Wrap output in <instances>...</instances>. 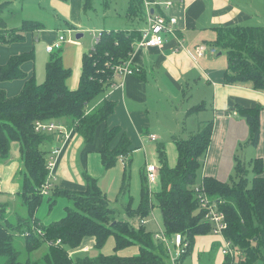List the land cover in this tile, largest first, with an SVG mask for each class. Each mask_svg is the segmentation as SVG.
I'll return each mask as SVG.
<instances>
[{"label": "trees", "instance_id": "1", "mask_svg": "<svg viewBox=\"0 0 264 264\" xmlns=\"http://www.w3.org/2000/svg\"><path fill=\"white\" fill-rule=\"evenodd\" d=\"M134 3V2H133ZM134 5V4H133ZM132 5V7H133ZM0 5V43L8 44L24 41L25 35L42 28V24L32 20L25 21L20 27L8 28L3 19ZM135 11V10H133ZM218 37L214 44L225 50L229 61L225 72L227 84L250 83L255 90L264 92V28L261 26H228L218 28ZM100 40L84 56L83 72L78 88L71 90L67 79L72 70L64 66L62 54L52 53L46 66V78L43 83L36 80L35 74L29 75L22 67L24 63L35 60L34 50L11 56L0 63V84L7 81H24L22 88L15 95H9L0 87V162L11 158L13 142L20 144L23 170L21 174L20 195L27 216H20L16 221L9 218L8 204L0 203V264H166L167 248L156 239L155 233L148 231L142 222L134 226L127 220H115L110 216L114 209L110 206L107 194L100 189L97 179L85 174L87 186L84 191L58 190L53 188L51 205L55 197L66 195L73 200L64 218L53 221L50 225L38 222L35 214L43 201L42 186L46 183L48 152L41 145L54 139L53 133H43L35 129L36 121L66 119L69 128L76 129L85 137L88 144L97 138L99 126L115 111V102L109 99L89 108V104L103 94L109 87L108 78L111 65L128 60L134 51L132 44L141 38L138 31H106ZM115 81V79H114ZM202 103L192 109L200 111ZM241 115L246 117L251 131L250 142L257 146L260 140V106L241 108ZM213 121H203L198 130L188 139L175 136L179 150L176 167L167 162L166 150L159 145L161 162L159 176L160 189L151 194L146 177H143L141 200L138 208L130 210L131 215L140 219L149 216L154 206L161 210L164 233L172 238L178 232L189 242V255L192 243L197 235L211 232V225L205 221L195 198L194 186L199 182V172L204 165L206 153L213 135ZM119 142H112L120 136ZM102 163L106 168L114 166L121 155L133 152L128 135L120 126H106L102 133ZM131 164V163H130ZM253 177L250 178V169ZM264 160L254 159L249 166L241 160L235 166L236 177L231 182L206 176L204 182L210 197L221 201L220 209L227 217L226 236L243 253L245 260L241 264H254L264 258ZM120 192L125 194L130 189L131 177L125 169ZM42 224L44 235L35 232L34 226ZM28 232V235H24ZM115 235L116 251L137 244L140 252L136 256L98 254L97 256H71V250L79 248L85 238L94 237L96 249H101L108 238ZM24 237L25 249L29 254L36 252L50 241L46 252L37 259L21 260V253L16 247V237ZM61 244H56L58 240ZM182 258V259H183ZM243 260V259H242ZM227 263V262H226Z\"/></svg>", "mask_w": 264, "mask_h": 264}, {"label": "crops", "instance_id": "2", "mask_svg": "<svg viewBox=\"0 0 264 264\" xmlns=\"http://www.w3.org/2000/svg\"><path fill=\"white\" fill-rule=\"evenodd\" d=\"M90 1L91 0L87 1V5H89ZM4 2L8 3L4 6L5 9L3 8L2 10L4 15L5 12L10 13L8 17L15 14L13 10H15L16 7H12L14 5H10L11 2L9 0ZM4 2H0V5ZM53 4V10H56V12L59 11L60 16L64 19V23H66L69 29H75L76 26H80L81 31L85 30L84 27L88 25V23H86L83 17V0L57 1ZM152 11L167 16L172 14L177 17L178 24L176 34L178 38L172 36L163 46L144 49L134 48L132 44L133 50L135 51L132 53V64L135 66L136 72L123 77L121 85L112 90L107 89L103 94L94 99L98 100L97 102H93V100L89 104V108L93 109L106 98L114 101L116 107L114 113L107 118V122L98 127L96 133L97 138L93 143L88 144L85 137L76 129L71 131L68 136L69 138L64 142L62 137L55 134L53 135L54 139L48 141L50 145L52 144L48 150V158L53 149L62 147V152L55 163L56 182L54 187L58 190H69L73 192L84 191L87 186V180L85 179V174H87L97 179L100 189L107 194L110 200L111 192L119 187L122 181L121 179L124 178L122 177L124 170L117 165V161L123 160L125 162L129 160L128 162L130 164L133 160V155L143 151L145 166L142 170V176L144 175V177H146L147 163H155L158 166V179L152 187L149 186L147 180L149 190L151 194H153L160 189L161 185L159 176L161 166L159 145L162 144L163 148L166 150L169 166L176 167L179 150L175 142V136L188 139L189 136L193 134L192 132L197 131V127L199 128L203 121H213L214 126L211 143L205 156V162L198 174L200 177L199 182L204 180L206 176L219 178L225 181L222 179L225 152H227L228 160L232 162V167H230V169H235L238 160H241L247 166H249L250 162L254 159L261 158L264 160V92L253 89L250 83L227 84L225 82V72L229 64L228 58V62H222L218 61L219 59H214V54L209 51L201 57H198L196 52V46L200 45V43H204L209 47H216L214 42L218 37V28H225L228 26H261L264 28V0H184L182 4L178 2L171 7V9L157 6L153 8L151 12ZM146 15L147 9L144 7L143 2L139 0H129L126 14L124 15L126 22L128 23L130 21L128 25L115 29H101L100 31L97 27L88 28V30H92L93 35H97V37L100 36L104 30L138 31V33H140V30L146 26ZM53 17L54 18L49 20L48 25L46 23L44 24L43 21L30 19L42 24V28L28 32L25 35L24 41H16L8 44L0 43V63L3 64L11 56L21 52H29L33 49L35 60L24 63L22 67L29 75L34 73L37 80L39 78V73L36 67V41H43L44 44H42V42L39 44L41 49V56L39 57L40 67L41 69L43 68L40 77L41 80L44 77L46 78V64L50 59L49 57L52 55L51 52L46 50V46L56 41L58 36L62 34L60 32L61 28L58 27L60 18H56V16ZM4 19L7 25V17ZM30 20L24 19L21 24ZM8 28H10L9 25ZM78 34L81 35V38L83 37V33ZM67 39H69V41L65 42L59 51L62 54L64 66L72 70L71 76L67 79V84L71 90H74L80 85V78L84 66V56L96 45V41L95 44L87 50L85 49L84 43L79 41L80 38L75 40L67 37ZM137 40L138 39L135 41ZM178 41L182 43V46L179 45ZM216 48L218 51L220 50L218 47ZM224 51L225 50H220L217 56L223 55ZM196 78L203 80L201 88L207 87L210 88L207 90H212V107L209 106L206 100L207 97L204 96L205 98L201 97L199 101L201 103L197 105L204 103L205 108L197 112L192 111V109L197 106L195 104L194 90V80ZM37 81L43 83L42 81ZM23 83L24 81L17 79L15 81L3 82L0 84V87H4L9 95H15L20 91ZM163 87H165V91H162ZM187 87L194 90V95L189 99L188 107L184 111L186 120L181 121L174 117L175 121L173 122V126L172 124L165 126L161 123H155L151 118V97L156 95V93H177L186 98ZM259 106L261 134L257 146H254L250 142V125L246 117L241 115L240 109L256 108ZM208 108H211L210 111H208ZM166 114H169V112H166ZM170 114L178 115V112L174 109L170 111ZM196 114L198 116H196ZM61 122L67 124L66 119L61 120ZM106 126H120L122 131L129 137L131 143L130 147L134 149L130 155L125 156L126 158L121 155L115 162L116 164L110 168H106L102 163V154L100 152L103 144L102 133ZM153 136H155V138H153ZM120 137L121 135L112 142V145L118 144ZM13 145L16 144L12 143L11 158L5 162H0V193L2 194L3 192L6 193L10 191L11 196H18L20 195L21 182L18 184L17 181H19L21 177L22 173L20 172H22L24 166L22 163L20 144L19 149L13 147ZM241 148L248 150L246 156L242 158L239 155V149ZM7 172H9V174H7ZM6 174L8 178H6ZM110 189H112L111 192ZM51 193H53V189L50 191V194ZM63 196L66 195L57 197ZM19 198H21V209L25 212V215L21 216H27L28 209H26L24 205L22 195L19 196ZM65 199L71 200L67 196ZM125 199V205L127 206L126 211L131 215L132 212H130V210L138 208L140 202L137 205L132 204L133 199L130 189L125 193ZM43 201L35 214V218L38 219V222L44 225H50L53 221L64 218L62 217L63 215L54 217L52 213V206L54 203H57L56 197L55 202L51 206L52 199L49 198L48 204L50 210L47 216H43V214L40 213V207ZM65 207L64 216L67 214L69 206ZM155 207L156 206L153 207L151 212L159 227V230L155 231L156 235V232L163 230L164 226L161 210L158 211L157 216ZM140 222H142L144 226H147L152 221L151 219L143 218L142 220L140 219ZM222 240L223 237L221 235H216L212 233V231L204 235H197L192 243V249L189 255L185 258L182 257L183 259L181 258V264H226V259L221 252ZM94 244V237L85 238L83 244L79 248L70 251L71 256L75 258V255L80 252L85 256L89 255L93 257ZM45 245L48 247L49 244L46 243Z\"/></svg>", "mask_w": 264, "mask_h": 264}, {"label": "rangeland", "instance_id": "3", "mask_svg": "<svg viewBox=\"0 0 264 264\" xmlns=\"http://www.w3.org/2000/svg\"><path fill=\"white\" fill-rule=\"evenodd\" d=\"M4 1H8V0H0V2H4ZM11 3L10 5H14L12 7H16L15 10V14H12V16L8 15L10 14L9 12H5L2 14L3 19L5 17H7L8 21H7V25H9V27H16V26H21V22L24 19H32V20H36V21H43L44 24L46 23L48 25V22L50 19L54 18L53 16H56V18H60V20L58 21V27L61 28L60 32L65 34L67 37L71 38V39H75L77 40L78 37H76V35L78 33H83V37L79 39L80 42H83L85 45V49H90L94 44L95 41L97 39V35H93L92 30H88V28H93V27H97L99 29V31L101 29H106V28H117V27H121V26H125L128 25V23L130 22H126V18L124 17V15L126 14V8L128 5V1L129 0H91L89 2V5H87V1L88 0H83V17L86 21V23H88V25H86L84 28L85 30L81 31L80 26H76L75 29H69L66 25V23H64V19L60 16L59 11L56 12V10H53L52 7H54V2L57 1H70V0H9ZM91 3V5H90ZM7 2L2 3L1 5H7ZM5 9V8H4ZM53 14V15H52ZM5 20V19H4ZM70 30V32H69ZM40 42L43 43V41H36V53H37V60H36V67L38 69V73H39V78L37 80L44 82L45 77L41 80V70H43V68L41 69L40 67V56H41V49H40ZM45 48V45H44ZM220 52L217 51L214 54V59H219L218 61H227V53L226 51L223 52V55H219L217 56V54ZM50 56V55H49ZM50 58V57H49ZM201 83H203V80L200 78H196L194 80V90H195V104H199L201 102L200 99L201 97H207L206 100L209 104V106L212 107V90H207L210 88H205L202 87L201 88ZM165 87L162 88V91H165ZM194 90L191 89L190 87L186 88V98L183 97L181 94H175V93H160L156 95H153L151 97V102H150V108H151V118L152 120L157 123V124H164L166 125H171L173 126V122L175 121L174 117L180 119L181 121H185L186 120V116L184 115V111L185 109L188 107V101L189 99L192 97V95H194ZM204 97V98H205ZM209 98V99H208ZM98 100H94L93 102H97ZM93 104V103H92ZM176 110V112H178V115H172L170 114V111L172 110ZM211 108H208V111H210ZM166 112H169V114H166ZM205 115V114H203ZM207 115V114H206ZM210 115V114H209ZM196 116H198L196 114ZM198 130V127H197ZM192 133H195L192 132ZM16 145H13V147H16L17 149H19V143L17 142H13ZM52 146V144L50 145V143H46L41 145V148L44 151H47L49 154V149ZM248 150H244V148L239 149V155L240 157H244L246 156ZM227 152H225V162L223 164L222 167V173H223V180L227 181V182H231V179L233 177H236L235 174V169L232 168L230 169V167H232V162L231 160H228L227 158ZM47 154V156H48ZM131 159V158H130ZM153 160V159H152ZM129 161V160H128ZM127 160L124 162L123 160H118L117 161V165H119L120 167H122V169L125 171V169L129 170V173L131 175V184H130V191H131V196H132V204L137 205L140 202L141 199V186H142V170L143 167L145 166V156H144V152H138L135 153L133 155V160L131 161V165L129 164ZM116 165V166H117ZM115 166V167H116ZM121 169V168H120ZM250 169V167H249ZM123 171V173H124ZM21 173V172H20ZM122 173V171H121ZM7 174H9V172H7ZM6 174V178H8V175ZM250 178L253 177V174L251 172L250 169ZM56 177V175H55ZM123 177V176H122ZM121 184H119V187L116 188L115 191L111 192L112 189H110L111 192V196H110V206L113 207L114 209V213L110 216V220L113 218H115V220H127L129 222H131L134 226H138L139 222H140V218L138 215H130L127 211H126V199H125V194L121 193V185L123 182V179H121ZM21 177L19 179V181H17L18 184H20L21 182ZM56 181H54L55 184ZM104 183V182H103ZM105 184V183H104ZM13 186V185H12ZM104 186V185H103ZM112 187H113V183H112ZM115 189V187H114ZM5 191V190H4ZM9 192V193H8ZM8 192H3L2 194L0 193V203H4V204H8V209H9V218L13 221H16L21 215H25V212L21 209V198H19V196H11L10 195V191ZM53 196V194H49V196H44V201L43 204L41 205V209H40V213L43 214V216H47L49 213V204H48V200L49 198ZM57 198V203L53 204V211L52 213L54 214V217H59L60 215H63L62 217H64L65 214V206H70L72 207L73 205V200L71 202V200H67L65 199L66 196L63 197H56ZM51 206V204H50ZM135 207V206H133ZM46 209V210H45ZM22 211V212H21ZM158 211H160V209L158 208V206L155 207V213L158 216ZM62 212V214H61ZM147 219H151L152 222L149 223V225L146 226L147 230L152 231L155 233V231L159 230V227L155 221V219L153 218V214L152 212H150L149 216L146 217ZM159 218V217H158ZM47 221V220H46ZM161 221V220H160ZM162 222V221H161ZM16 247L18 249V251H20V255H21V260H25L27 258H31V259H37L40 258L47 249L46 245H43L40 249L36 250V252L29 254L28 251H26L25 249V241H24V237H20L17 236L16 240ZM115 246V235L112 234L106 244L101 248V249H96L93 248V256H97L98 254L102 253V254H115L117 253L119 256H136L139 254V248L137 246V244L126 247L121 249V251H116V249H114ZM79 256H85L82 253L79 252V254L75 255V258L79 257ZM89 256V255H86ZM91 257V256H89ZM239 259V264H241L242 261L245 260V257L243 255V253L240 251V256L238 257ZM243 259V260H242ZM254 264H264V258L263 259H259L257 260Z\"/></svg>", "mask_w": 264, "mask_h": 264}, {"label": "built area", "instance_id": "4", "mask_svg": "<svg viewBox=\"0 0 264 264\" xmlns=\"http://www.w3.org/2000/svg\"><path fill=\"white\" fill-rule=\"evenodd\" d=\"M144 3V7L147 9L146 15V26L140 30L141 38L133 42L134 48L144 49L150 47L163 46L170 37L174 36L178 38L176 34L178 20L175 15H164L162 13L151 12L153 8L161 6L167 9H171L178 2L182 4L184 0H139ZM101 36H98L96 43L100 40ZM69 41L65 34H60L58 39L50 44H47L46 50L48 52L54 53L59 51L65 42ZM179 45L182 46V43L178 41ZM198 57L204 56L208 51L212 54H215L218 50L216 47H209L204 43L196 46ZM135 52V51H133ZM132 52V53H133ZM132 53L128 60H123L121 62H116V64L109 63L111 65L112 73L108 78H111L109 81L108 89L112 90L117 88L122 84L123 77L133 74L136 72L135 66L132 64ZM115 79V81H114ZM35 129L43 133H53L57 136L62 137L63 142L66 141L69 137L71 131L75 130L74 128H69V126L63 122H60L56 119H49L47 121L37 120ZM155 138V136H153ZM61 148H55L52 150L48 161L47 169L49 171L48 178L46 183L42 186L41 193L44 196H49L50 191L54 188L55 179V163L59 155L61 154ZM122 157L126 158L124 155ZM146 177L150 187L158 179V166L155 163H147L146 166ZM194 193L197 203L199 204L200 210L204 214L205 221L209 222L211 225L212 233L216 235H221L223 237L221 243V252L223 253L226 264H239L238 257L240 256V250L233 244V242L227 238L226 229L228 227L227 217L223 210L220 209V200H213L206 189L204 180H201L194 186ZM42 225V224H41ZM40 224L34 226L35 232L39 235H44V231ZM28 232H25L24 235H28ZM156 239L162 241L167 248V263L166 264H181V258L188 252L189 242L183 236L182 233L178 232L175 234L172 239L169 238L164 229L156 232ZM50 244V241H47ZM62 240H58L56 244H61Z\"/></svg>", "mask_w": 264, "mask_h": 264}, {"label": "water", "instance_id": "5", "mask_svg": "<svg viewBox=\"0 0 264 264\" xmlns=\"http://www.w3.org/2000/svg\"><path fill=\"white\" fill-rule=\"evenodd\" d=\"M152 12H154V11H152ZM76 37H78V38H81V35L80 34H78ZM221 54V53H220Z\"/></svg>", "mask_w": 264, "mask_h": 264}]
</instances>
